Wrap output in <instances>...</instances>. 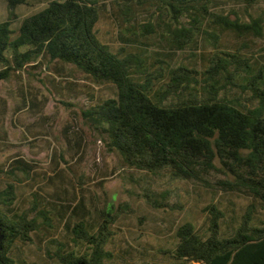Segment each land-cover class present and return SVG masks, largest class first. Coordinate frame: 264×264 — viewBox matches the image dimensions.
Returning <instances> with one entry per match:
<instances>
[{"label":"rangeland","instance_id":"rangeland-1","mask_svg":"<svg viewBox=\"0 0 264 264\" xmlns=\"http://www.w3.org/2000/svg\"><path fill=\"white\" fill-rule=\"evenodd\" d=\"M50 1L25 0L11 9L8 2L0 0V23L10 20V28L15 31L24 18L39 12ZM102 2L107 5L101 7ZM98 4L99 19L93 28L96 38L112 52L122 51L120 57L132 53L140 58L142 67L133 73L138 82L149 79L154 91L160 92L171 83L172 72L178 71L197 78L203 92L210 58L229 52L238 62L227 79L226 75L217 78L218 84H226L219 97L225 96L242 110L261 105L256 88H264V0L253 5L244 0H217L215 8L232 20L249 23L259 19L260 34H238L215 25L209 29L212 36L198 30L196 39L182 48H177L173 31L190 27L193 13L176 18L157 0H99ZM115 95L112 84H94L74 65L44 56L0 80V134L5 130L8 141L0 142V162L21 155L33 167L25 174L17 171L11 181L16 186L18 208L41 224L30 242H17L15 258L20 255L36 264L51 263L62 248L60 244H65L74 256L85 252L84 242L78 238L81 235L71 234L65 226L53 237L45 233L40 212L44 206L51 211L48 216L53 224H57L62 207L71 205V218L66 216L71 228L76 223L89 222L95 229L104 221L102 213H108L111 222L107 226L112 236L104 246V264H176L178 260L169 254L179 242L174 234L177 225L189 223L195 233L206 237L203 229L208 226L207 216H212V206L223 212L218 219L221 237L231 235L245 221L253 227L262 226L264 204L256 203L254 208L251 199L242 194L124 167L117 153L110 150L108 135L83 115L85 110ZM175 100L168 94L162 104L169 106ZM24 104L30 108L18 111ZM24 128L28 134L23 133ZM79 135L86 145L74 152L68 147V139L73 141ZM5 184L0 182V188ZM80 201L83 208L77 204Z\"/></svg>","mask_w":264,"mask_h":264},{"label":"trees","instance_id":"trees-1","mask_svg":"<svg viewBox=\"0 0 264 264\" xmlns=\"http://www.w3.org/2000/svg\"><path fill=\"white\" fill-rule=\"evenodd\" d=\"M5 1L11 9L25 2ZM159 1L176 18L193 13L190 27L173 31L177 48L194 41L198 30L212 36L209 29L215 25L238 34H260L259 19L249 23L232 20L229 15L216 11L217 0ZM257 1L244 0L248 5ZM98 3L99 0H52L39 12L24 18L15 31L10 28V20L0 23V80L8 79L11 71L23 68L40 56L72 64L94 84L115 87L114 98L92 106L83 115L108 135V146L117 153L124 167L161 173L193 186L242 194L251 199L254 208L256 203L264 204V88H256L257 96L262 98L261 105L249 110L236 107L225 96L219 97V91L226 84H218L217 78L226 75L227 79L230 69L238 62L234 54L223 52L210 58L203 92L198 88L197 78L187 74L184 78L178 71L172 72L166 89L154 91L149 79L138 82L133 77L135 69L142 67L136 54L120 57L122 51L120 55L114 53L96 38L93 28L99 19ZM106 5L102 2L100 6ZM168 94L176 100L165 106L162 102ZM32 169L21 158L0 165V182L4 181L1 176L10 179L0 188V264H36L20 255L19 259L15 258L17 242H30L32 233L41 224L37 225L34 218H28L18 208L16 186L11 181L17 171L26 173ZM148 201L152 203L150 198ZM49 204L55 206V203ZM42 209L39 211L44 217L42 225L47 235L53 237L65 226L71 234L81 235L76 238L82 239L85 247L83 254L74 256L65 244H60L62 248L55 253L56 259L52 257V262L47 264H104L107 256L104 246L112 236L107 213H102L105 219L95 229L86 222L71 228V221L66 222L68 216L71 218V205L62 207L57 224L48 216L50 210L45 206ZM209 210L213 213L207 216L204 238L189 223L177 225L174 234L179 242L169 254L178 260L176 264H264V222L253 227L245 221L231 235L221 237L218 219L223 212L214 206ZM85 226L93 232H88Z\"/></svg>","mask_w":264,"mask_h":264},{"label":"crops","instance_id":"crops-1","mask_svg":"<svg viewBox=\"0 0 264 264\" xmlns=\"http://www.w3.org/2000/svg\"><path fill=\"white\" fill-rule=\"evenodd\" d=\"M28 104V103H27ZM27 104H24V106H22L21 108L19 107V109H18V111H22V110H25V109H27V108H30L29 106L30 105H27ZM33 105H35L34 103H33ZM32 105V106H33ZM22 108H24V109H22ZM24 134H28V132H27V130L24 128V132H23ZM6 136H7V133L5 132V130H3L2 129V133L0 134V142H5V143H8V141H6L5 139H6ZM75 136H77V134L75 135ZM28 137V136H27ZM26 138V137H25ZM29 140H30V138H29ZM72 139H68V144H69V148L70 149H72V150H74V152H76V151H79L80 149H82V147L84 146V145H86V140L82 137V136H78V137H76L75 139H73V141H71ZM55 156H56V153H55ZM60 157H61V155H60ZM14 158H21V159H23L25 162H28V161H26L25 160V158L23 157V156H21V155H15L14 157H12L10 160H3L2 162H0V165H4V164H8L10 161H12ZM61 158H63V157H61ZM60 158V159H61ZM23 165L25 166V167H28V165L26 166V163H23ZM21 173H23V171H20ZM25 174V173H24ZM8 181H10V180H8ZM4 182L6 183V181L4 180ZM82 201V200H81ZM80 201V202H81ZM77 204H79L78 206H80L81 208H83L84 207V205H83V202H81V203H77ZM108 214V213H107ZM109 217V216H108ZM104 218V217H103ZM105 219V218H104ZM82 221V220H81ZM89 223V222H88ZM192 264H205V263H203V262H193Z\"/></svg>","mask_w":264,"mask_h":264},{"label":"water","instance_id":"water-1","mask_svg":"<svg viewBox=\"0 0 264 264\" xmlns=\"http://www.w3.org/2000/svg\"><path fill=\"white\" fill-rule=\"evenodd\" d=\"M0 239H2V235H0Z\"/></svg>","mask_w":264,"mask_h":264}]
</instances>
